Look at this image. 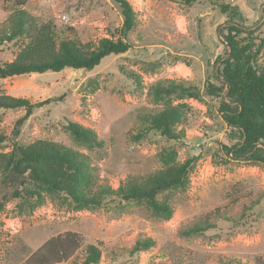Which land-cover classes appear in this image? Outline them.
I'll return each mask as SVG.
<instances>
[{
	"label": "rangeland",
	"instance_id": "obj_1",
	"mask_svg": "<svg viewBox=\"0 0 264 264\" xmlns=\"http://www.w3.org/2000/svg\"><path fill=\"white\" fill-rule=\"evenodd\" d=\"M129 1L137 26L127 37L132 45L127 53L107 57L90 72L67 69L0 80V94L32 103L53 100L34 111L18 140L25 146L47 141L85 155L92 187L117 189L128 178L147 177L164 169L168 156L170 164L192 160L187 187L158 197L168 198L174 214L164 221L143 204L111 197L77 209L65 191H39L42 202L35 195L10 200L0 213V264H24L48 240L66 233L78 234L81 246L59 264H81L90 244L102 250L99 264H264V167L226 154L224 146L239 138L232 139L220 111L223 95H209L206 89L208 83L220 86L214 63L227 52L219 33L227 16L219 5L238 6L246 24L253 25L264 0ZM24 8L52 21L58 37L79 40L86 54L100 40L116 39L123 23L114 0H28ZM12 10V0H0V34ZM24 46L4 43L0 61L12 62ZM258 63L264 68V49ZM168 81L181 82L185 91H156ZM168 104L184 114L177 127L182 137L170 140L153 130L136 138L148 127L145 113ZM24 115V109L0 110V130L12 138ZM68 122L93 129L98 143H78ZM12 148L6 141L0 153ZM255 213L258 220L244 228L232 223ZM206 217L214 229L183 233ZM148 237L156 245L133 254L136 241Z\"/></svg>",
	"mask_w": 264,
	"mask_h": 264
},
{
	"label": "trees",
	"instance_id": "obj_2",
	"mask_svg": "<svg viewBox=\"0 0 264 264\" xmlns=\"http://www.w3.org/2000/svg\"><path fill=\"white\" fill-rule=\"evenodd\" d=\"M28 0H12L13 10L6 25L1 29L0 46L4 43L16 45L26 43L16 58L10 63L0 61V80L33 74L60 73L67 69L93 71L109 56L127 53L131 48L128 35L137 26L136 12L129 0H114L121 11L123 23L117 30V38L100 40L94 50L83 52L79 40L58 37L56 25L30 14L24 7ZM199 0H182L192 5ZM227 19L219 31L226 45V55L216 59V80L220 86L208 83L207 92L212 96H222L220 111L232 139L239 138L233 145L224 146L226 154L235 160L249 161L264 167V68L258 61L264 49V8L259 20L247 25L240 8L229 3L219 5ZM179 81H168L158 85L157 92H171L183 89ZM62 100L61 98L59 99ZM53 101V100H52ZM32 103L24 98L0 94V110L24 109L25 115L18 119L10 138L0 130V144L11 140L10 153H0V213L10 200L32 198L42 202L39 191H65L76 204L77 209L92 208L111 197L126 203L145 205L155 216L170 220L174 209L168 200L158 199L160 193L185 189L188 185L192 160L182 164H170L172 156L165 161V168L147 177L128 178L117 189L109 185H95L85 170L88 161L85 155L59 147L47 141H36L22 145L18 138L26 121L34 111L45 104ZM184 114L171 104L145 113L148 122L145 129L136 136L144 137L156 130L170 140H179L182 131H177ZM67 129L80 144L98 143V137L91 128L75 122H68ZM167 157V158H168ZM33 185L37 191H32ZM35 192V193H34ZM252 214L246 220H232L234 226L244 228L259 218ZM216 227L210 217L199 220L186 228L187 236L202 234ZM156 245L152 238L138 239L131 252L148 251ZM78 234L66 233L52 238L34 252L24 264H59L69 260L80 248ZM102 250L99 245H87L85 258L81 264H99Z\"/></svg>",
	"mask_w": 264,
	"mask_h": 264
}]
</instances>
